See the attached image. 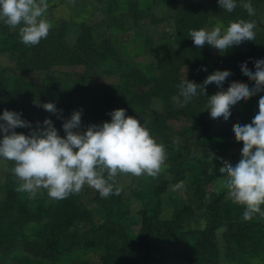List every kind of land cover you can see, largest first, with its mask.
<instances>
[{"label":"rangeland","instance_id":"1","mask_svg":"<svg viewBox=\"0 0 264 264\" xmlns=\"http://www.w3.org/2000/svg\"><path fill=\"white\" fill-rule=\"evenodd\" d=\"M181 1L185 2L179 8L170 0H47L49 7L42 17L51 25L47 37L38 45H25L19 36L16 41L23 48L31 46L30 54L34 51L27 71L17 66V54L12 50L13 40L9 36L18 33L22 25L12 29L0 20V76L10 81L23 79L47 93L46 96H26L34 92L30 88L20 96L24 103H16L18 99L12 100L8 92L0 88V115L5 109L16 111L14 107L18 106L23 118L33 126L50 118L59 135L65 136L63 120L36 106L35 101L54 103L65 119L74 110H82L83 126L110 122L108 113L124 106L129 109L126 115L146 126L156 143L163 146L165 154L164 162L154 176L118 173L114 186L119 188V204L111 206L116 209L115 216L109 221L114 225L113 234L102 236L104 243L99 242L88 250L70 252L54 261L29 255L19 244L9 252H2L12 241L34 243L37 237L47 235L51 227H58L60 243L69 245V233L89 231L106 222L108 211L104 201H109L111 194L102 198L87 184L78 194H69L62 200L50 198L48 190L42 187L34 193L18 192L16 189L23 181L12 172L15 162L0 158V202L7 201L8 197L14 202L12 216H16L19 209L38 216V220H24L16 229L0 224V264H104L103 257L114 254L122 246L120 229L132 243L148 219L170 221L174 211L182 206L190 207L196 215L184 223V230L204 227L206 215L198 204L194 183L200 168L195 161L173 159L170 154L175 147L186 148L195 154V158L210 162L212 172H219L215 167L223 164L219 159H209L210 153L237 163L241 153L240 148L235 147L232 127L236 123H251L258 112L260 97L235 105L228 121L214 120L208 108L199 110L195 106V101L200 99L199 90L192 101L184 104L174 87L180 91L178 85L184 80L196 82L191 74L202 56L211 62L233 59L241 70L245 55L256 49L257 53L247 63L249 69L255 71L254 62L264 59V0H240L231 13L221 9L218 0ZM248 2L254 8V15H249L241 6ZM177 19H183L180 27ZM241 19L255 24V38L232 47L224 55L208 45L198 48L190 39V30L210 31L214 27L226 30L230 22ZM198 115L209 125L214 139L211 148L204 145L203 125L196 122ZM16 131L27 135L30 129L17 128ZM225 176L222 178L224 184L217 180L222 189L216 181L215 190L227 195ZM163 181L167 184L159 195H155L153 190ZM181 182L182 187L175 188ZM66 200L77 207L85 221L63 226L65 216L70 215L55 216V213ZM221 234L222 229H218L214 236L219 247V264H237L227 261ZM189 241L193 248L195 240ZM147 242L152 260L146 264H170L162 259L169 246L160 234L149 235ZM239 263L264 264V253L242 255Z\"/></svg>","mask_w":264,"mask_h":264},{"label":"clouds","instance_id":"2","mask_svg":"<svg viewBox=\"0 0 264 264\" xmlns=\"http://www.w3.org/2000/svg\"><path fill=\"white\" fill-rule=\"evenodd\" d=\"M219 7L231 13L236 0H218ZM249 15L255 11L250 2L241 5ZM47 0H0V20L12 29L19 27L21 42L25 45H38L46 38L50 23L42 18L48 10ZM253 22L243 19L230 22L226 30L214 27L190 30V39L198 48L205 45L218 50L221 55L234 46L253 41L255 33ZM241 71L253 87L239 81H232L227 90L224 84L232 75L230 70H216L209 74L202 84L188 79L178 85L179 95L184 104L197 96L198 89L208 98L207 108L214 120L228 121L231 109L264 92V59L254 62L255 71L249 69L247 62L240 65ZM207 71L206 68L201 69ZM215 84L219 89L210 97L207 86ZM36 106L63 120L64 137L48 118L36 122L35 126L23 118V114L5 109L0 115V158L14 161L12 172L23 183L16 190L34 193L37 188L48 190L52 199L62 200L69 194H78L82 187L96 189L102 198L113 192L118 173L150 176L156 175L164 162L162 145L156 143L146 126L125 109L108 113L111 121L101 124L82 125V110H74L69 118H63L62 110L54 103L35 101ZM17 128H27L26 135L18 133ZM86 129V130H85ZM237 142L243 143L240 159L233 164L210 153L208 158L219 159L223 164L219 172L226 175L225 187L232 202L245 206L242 219L251 220L253 214H260L264 205V95L258 100V112L251 123H236L232 127ZM212 170H210L211 174ZM105 173L107 176L105 177ZM182 187V182L175 188ZM115 194H119L116 188Z\"/></svg>","mask_w":264,"mask_h":264},{"label":"trees","instance_id":"3","mask_svg":"<svg viewBox=\"0 0 264 264\" xmlns=\"http://www.w3.org/2000/svg\"><path fill=\"white\" fill-rule=\"evenodd\" d=\"M176 2L179 8L182 7L181 0H170ZM240 0H236L239 2ZM178 8V9H179ZM177 9V8H176ZM177 9V10H178ZM181 10V9H180ZM179 12V11H178ZM178 15L177 18H179ZM178 26L183 22V19H177ZM13 40L12 50L16 55V64L22 71L29 69V61L34 57L30 54L29 48H23L16 41L18 40L19 32L10 34ZM20 37V36H19ZM257 50L254 49L250 54L245 55V61L249 63L253 54ZM33 60V59H32ZM196 69L192 71L191 76L197 84H202L206 77L216 70L224 71L230 70L232 75L224 84L226 91L232 81H239L246 83L249 87L254 86V82L249 81L244 77L242 71L235 65L234 60L230 58L220 61H207L205 56L202 60L195 63ZM206 68L207 71L201 69ZM0 88L8 92L9 97L18 99L16 103H24L20 101V96L30 88L33 89L31 95H47L46 91L39 87H34L33 84L25 82L23 79L8 80L0 76ZM199 90L200 99L195 101V106L199 110L207 108L208 98L203 94L202 89ZM219 89L215 84L207 86V95L210 97ZM174 92L179 94V91L174 87ZM36 93V94H35ZM264 92L257 94L251 99L259 98ZM15 104V103H13ZM17 105V104H16ZM194 107V109L196 108ZM117 109H125L124 106H119ZM193 109V110H194ZM16 112H21V109L14 107ZM128 112L129 109H125ZM196 122L202 127V139L205 147L211 148L214 146V139L210 134L209 125L204 124V119L198 115ZM64 137V134H60ZM235 147L243 148L242 142L235 143ZM173 159L181 158L182 160L195 161L200 168V173L197 175L196 183V197L198 204L203 208V215H206V223L201 230L186 231L183 229L185 222L194 218L195 212L188 206H182L174 211L170 221H158L156 219H148L143 223L139 234L134 242H129L124 230L120 229V238L122 239V246L114 254H110L105 259L104 264H146L152 260L150 255V247L147 242L149 235L160 234L165 243L169 246L162 259L168 261L170 264H219V247L215 240V232L222 229L221 238L225 244V251L227 261L239 263L242 255H250L253 253H264V217L260 214H253L251 220L245 221L242 219L245 206H237L231 200L225 198L224 192H217L215 190L216 181L223 178L220 172H212L210 174V167L212 166L205 158L197 159L195 154L186 148H174L173 154H170ZM167 181H163L162 185L153 190L155 195H159ZM116 188L113 186V192L109 201H104V207L108 211L106 222L99 227H92L89 231L79 232L74 231L67 236L69 245L61 244L57 235L59 233L58 227H51L50 232L42 237H37L34 243H29L25 240L21 242L12 241L7 245L2 253L9 252L14 246L20 245L24 252L37 258L48 260H58L70 252L78 250H88L94 248L100 243H104V235L109 237L113 234L114 225L109 221L115 216L116 209L119 204L120 194H115ZM14 202L8 197L7 201L0 202V224L2 227L8 226L10 229L18 228L24 220H38L35 214L25 213L24 210L19 209L16 216L11 215ZM261 211L264 212V205L261 206ZM69 214L70 217L65 216L64 227L71 225L74 221H85L83 214L79 212L77 207L69 204L68 200L62 201L59 205L55 216ZM67 220V221H66ZM2 236V235H1ZM102 237V239H101ZM99 239V240H97ZM194 239V247H191L189 240ZM98 242V243H97ZM1 254V252H0Z\"/></svg>","mask_w":264,"mask_h":264},{"label":"crops","instance_id":"4","mask_svg":"<svg viewBox=\"0 0 264 264\" xmlns=\"http://www.w3.org/2000/svg\"><path fill=\"white\" fill-rule=\"evenodd\" d=\"M242 148H240V150H241ZM215 168H217V171H219V169H220V167L219 166H217V167H215ZM214 172H216V170L214 171ZM226 177L227 176H225V178L224 179H226ZM219 180V179H218ZM220 183H222V181H223V183L222 184H224V180H222V178H220ZM219 181H217V185L219 186V188H220V183H219ZM220 189H222V188H220ZM224 190V189H223ZM226 196H227V198H226ZM225 198L226 199H228V200H231L229 197H228V194L226 195V193H225Z\"/></svg>","mask_w":264,"mask_h":264}]
</instances>
